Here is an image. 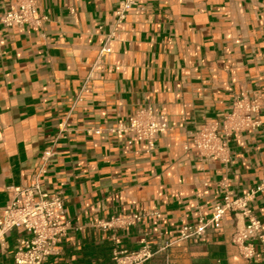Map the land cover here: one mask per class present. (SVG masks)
<instances>
[{"label": "crops", "instance_id": "obj_1", "mask_svg": "<svg viewBox=\"0 0 264 264\" xmlns=\"http://www.w3.org/2000/svg\"><path fill=\"white\" fill-rule=\"evenodd\" d=\"M15 1L0 0V17ZM122 1L36 0L41 29L0 24V210L7 187L35 180L63 198L69 229L44 264H116L115 242L133 251L144 237L153 256L141 264H264V243L251 261L232 245L246 222L232 212L178 239L264 175V0H136L117 23ZM107 33L110 52L101 56ZM240 95H259L263 107L259 126L232 138L229 163L185 150ZM138 109L167 119L151 153L109 132ZM249 207L264 234V193ZM120 215L141 220L103 226ZM25 236L9 233L0 264H12Z\"/></svg>", "mask_w": 264, "mask_h": 264}, {"label": "built area", "instance_id": "obj_2", "mask_svg": "<svg viewBox=\"0 0 264 264\" xmlns=\"http://www.w3.org/2000/svg\"><path fill=\"white\" fill-rule=\"evenodd\" d=\"M136 0H123L114 11L117 23L125 21ZM45 17L38 13L36 0H17L0 17V24L6 28L41 29ZM112 35H105L100 55L110 52ZM263 107L259 95L249 98L236 97L229 111L219 119L204 122L190 135L189 148L200 157L221 164L230 160L232 138L240 133H252L258 126L257 115ZM169 131L165 115L151 109H138L126 119H118L109 132L125 142L127 146L142 144L151 153L161 135ZM94 134H100L95 130ZM49 152L44 156L48 157ZM8 200L0 210V246L6 244L9 233L22 230L26 236L18 239L12 264H44L49 258L59 254V244L66 237L69 223L64 209V200L58 195H50L41 189L35 180L27 187L10 186L5 189ZM264 193V175L259 183L240 198L226 195L216 204L208 221L196 226H183L178 232L179 240L199 237L210 224H217L227 212H232L246 220L242 228L232 237V245L240 257L246 261L255 258L258 244L264 243L262 223L249 203L257 194ZM141 220L138 215H120L103 224L106 228L129 227ZM151 245L146 237L139 241L136 250L128 251L117 241L112 250V261L116 264H141L152 258Z\"/></svg>", "mask_w": 264, "mask_h": 264}]
</instances>
